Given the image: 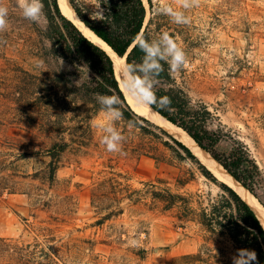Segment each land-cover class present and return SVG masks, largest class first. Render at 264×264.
<instances>
[{
	"label": "rangeland",
	"instance_id": "374dc122",
	"mask_svg": "<svg viewBox=\"0 0 264 264\" xmlns=\"http://www.w3.org/2000/svg\"><path fill=\"white\" fill-rule=\"evenodd\" d=\"M0 2L9 10L8 27L0 32V171L3 166L11 169L17 177L9 185L19 190L0 198V238L17 251L30 245L34 264L42 261V248L58 264H235L237 255L227 237L210 239L194 222L183 227L174 211L153 207L146 196V185L152 182L160 187L157 179H162L172 192L197 194L194 205L206 206L221 194L217 184L187 158H176L139 129L125 128L120 121L121 150L108 152L97 127L105 120L103 112L91 124L92 146L62 155L58 189L32 180L49 162L33 151L44 154L50 141L28 128L41 116L34 108L30 76L37 65H48L33 55V23L10 0ZM153 4L167 26L164 34L185 53L186 63L176 71L177 83L193 102L206 104L216 114L220 121L214 129L221 123L247 145L264 170V0H198L188 8L180 0H153ZM165 7L182 13L187 22H175L161 11ZM36 23L46 29L43 15ZM61 67L74 75L75 83L83 80L75 68L62 63ZM136 145L154 151L152 157L165 155L171 164H158L151 155L137 156L132 151ZM230 147L225 140L219 150ZM19 154L23 159L17 160ZM111 172L135 191L134 201L141 200L133 204L125 198L120 205L123 213L102 222L106 213L93 207L92 193ZM1 178L0 174V182ZM179 181L189 183L180 187ZM66 194L70 201L62 200ZM7 255L0 253L3 264ZM182 256L189 257L180 261Z\"/></svg>",
	"mask_w": 264,
	"mask_h": 264
},
{
	"label": "trees",
	"instance_id": "16d2710c",
	"mask_svg": "<svg viewBox=\"0 0 264 264\" xmlns=\"http://www.w3.org/2000/svg\"><path fill=\"white\" fill-rule=\"evenodd\" d=\"M10 2L17 10L20 9L15 0ZM42 3L47 26L45 30H41L36 22H32L36 34L32 46L36 59L43 61L48 67L37 65L30 76L34 108L41 116L28 128L43 134L50 141L44 154L33 151L36 156L44 155L49 158V162L45 171L33 174L32 180H42L49 188L57 186L58 189L57 172L62 155L89 149L93 144L94 132L91 124L101 113L96 102L97 94L115 96L123 113L120 122L125 128L128 127L127 122L132 120L133 128L139 129L142 136L161 145L176 158H187L196 164L202 175L221 189V194L215 201L211 200L206 206L203 203L195 206L194 199L197 194L172 192L166 181L157 179L160 187L152 182L146 185V196L152 201L153 207L162 206L165 212L174 211L183 227L188 222L197 223L210 239L227 237L233 243L237 257H240L238 263L264 264V229L250 206L232 188L218 183L186 145L174 139L161 127L135 114L120 89L109 54L85 37L62 14L58 0H42ZM69 3L81 22L115 54L124 58L126 65L141 62L143 53L138 47V36L154 40L164 35L167 29L161 15L154 9L153 0H69ZM61 63L75 68L83 75V80L75 83L74 75L68 74V70L63 69ZM175 75L176 71H172L164 63L163 72L153 81L152 91L157 97V104L150 106L167 121L184 130L264 208V170L252 156L250 149L242 141L233 138L221 123L214 129L215 124L220 121L219 118L206 104L193 102L187 90L177 83ZM163 97L171 101L167 107L159 104ZM225 140L231 143V147L228 151H220L219 145ZM132 151L138 153L137 156H156L154 151L146 150L141 145L134 146ZM19 158L23 159L20 154L17 160ZM152 158L158 164H171L163 154ZM9 170L11 169L3 166L0 171V198L19 193L16 185H9L8 181L17 177ZM111 174L92 193L93 207L106 213L102 222L123 213L120 205L125 198L133 204L141 200L134 201L132 198L135 191L131 192V187L122 181L120 175ZM188 183L179 181L178 185L185 187ZM71 199L66 194L62 200ZM30 249L31 246L27 245L17 251L15 247L7 244L6 239L0 238V253L8 254L7 264H34L36 259H33ZM248 252H254L255 258L249 257ZM39 253L42 261L37 264H44L45 259L48 260L46 264H58L44 248ZM188 257L182 256L180 261ZM0 264H3L1 257Z\"/></svg>",
	"mask_w": 264,
	"mask_h": 264
},
{
	"label": "clouds",
	"instance_id": "9594fccd",
	"mask_svg": "<svg viewBox=\"0 0 264 264\" xmlns=\"http://www.w3.org/2000/svg\"><path fill=\"white\" fill-rule=\"evenodd\" d=\"M198 0H180L183 7L188 8L195 5ZM18 7L25 19L31 22H38L43 15L42 0H18ZM8 7L0 2V32L8 27ZM162 12L169 14L177 23H186L187 20L180 12H173L170 8L161 9ZM138 47L143 53L139 64H127L126 71L130 90H135L142 103L149 105L157 104V97L152 91L153 81L163 72V64L167 63L172 71L179 70L185 63V53L167 34L162 35L158 39L149 40L146 37L138 36ZM96 102L100 106L101 112L104 113L105 120L98 124L101 130V144H103L108 152H119L124 141V136L118 129L117 124L123 119V113L118 105V98L97 94ZM171 103L167 97L160 98L159 104L167 107ZM128 127L132 128L134 122L129 120ZM247 252V250H240ZM248 256L255 258L254 252H248ZM235 264H238L240 257H236Z\"/></svg>",
	"mask_w": 264,
	"mask_h": 264
},
{
	"label": "bare ground",
	"instance_id": "6f19581e",
	"mask_svg": "<svg viewBox=\"0 0 264 264\" xmlns=\"http://www.w3.org/2000/svg\"><path fill=\"white\" fill-rule=\"evenodd\" d=\"M59 5L62 8V12L65 17L74 23V25L82 32V34L87 37L91 42L101 47L106 53L109 54L112 58L115 65V72L117 79L121 81V78L118 77L120 70L123 72V79L127 87H123V91L127 96V101L132 109L138 113L140 116L144 117L148 121L154 123L155 125L164 129L168 134L174 137L179 142H182L186 145L191 152L196 156V158L207 167V169L221 182L227 184L231 187L249 206L250 208L258 215H261V218H264V208L258 202V200L240 183H238L229 173H227L219 163H217L209 153L201 149L193 139L181 128L167 121L164 117L152 110L146 103L141 102L140 95L135 90H130L128 82L125 79L127 77L126 61L124 58L118 57L110 47L104 43L100 38H98L93 32H91L78 18L73 8L69 4V0H58ZM119 83V82H118ZM121 85V84H120ZM121 89V88H120ZM264 223V222H263ZM264 225V224H263Z\"/></svg>",
	"mask_w": 264,
	"mask_h": 264
},
{
	"label": "water",
	"instance_id": "95a60500",
	"mask_svg": "<svg viewBox=\"0 0 264 264\" xmlns=\"http://www.w3.org/2000/svg\"><path fill=\"white\" fill-rule=\"evenodd\" d=\"M70 4V3H69ZM59 7H60V10H61V12L63 11L62 10V8H61V6L59 5ZM62 14H63V12H62ZM64 15V14H63ZM65 16V15H64ZM70 20V19H69ZM81 32V31H80ZM101 48V47H100ZM111 49V48H110ZM112 50V49H111ZM113 51V50H112ZM117 55V54H116ZM118 56V55H117ZM119 57V56H118ZM121 58V57H120ZM113 61V60H112ZM114 68H115V65H114ZM115 74H116V72H115ZM118 77H120L121 78V81H119V79H117L118 80V82H119V86H120V88H121V90H122V92H123V94H124V96H125V99H126V101H127V96H126V94H125V92L123 91V87H127V85H126V83L124 82V79H123V72H122V70H120V73H119V76ZM116 78H117V75H116ZM121 84V85H120ZM127 103H128V105H129V102L127 101ZM152 110H154L149 104H147ZM130 106V105H129ZM130 108L132 109V107L130 106ZM133 110V109H132ZM134 111V110H133ZM155 111V110H154ZM156 113H158L157 111H155ZM134 113L135 114H137L138 116H140L138 113H136L135 111H134ZM159 114V113H158ZM160 115V114H159ZM140 117H142V116H140ZM163 117V116H162ZM142 118H144V117H142ZM145 119V118H144ZM147 120V119H146ZM184 131V130H183ZM170 135V134H169ZM171 136V135H170ZM174 138V137H173ZM175 139V138H174ZM194 141V140H193ZM195 142V141H194ZM188 148V147H187ZM212 157V156H211ZM213 158V157H212ZM214 159V158H213ZM215 160V159H214ZM216 161V160H215ZM217 162V161H216ZM218 163V162H217ZM222 167V166H221ZM223 168V167H222ZM224 169V168H223ZM225 170V169H224ZM226 171V170H225ZM227 172V171H226ZM228 173V172H227ZM230 175V174H229ZM234 179V178H233ZM241 185V184H240ZM243 187V186H242ZM255 213V212H254ZM256 214V213H255ZM256 216H257V218L259 219V221H260V223H261V225H262V227H263V229H264V218L262 217L261 218V215H257L256 214Z\"/></svg>",
	"mask_w": 264,
	"mask_h": 264
}]
</instances>
